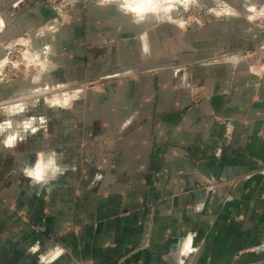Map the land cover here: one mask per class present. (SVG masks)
Here are the masks:
<instances>
[{
    "label": "crops",
    "instance_id": "0c3cea01",
    "mask_svg": "<svg viewBox=\"0 0 264 264\" xmlns=\"http://www.w3.org/2000/svg\"><path fill=\"white\" fill-rule=\"evenodd\" d=\"M211 2L222 15L179 27L177 10L137 25L96 0H0V64L16 43L27 55L24 73L0 82V106L29 103L0 120L48 119L15 148L0 143V264H39L57 246L54 264H264V50L254 68L214 58L264 34L250 20L264 0ZM78 84L69 109L43 101ZM36 88L47 91L32 108ZM51 149L76 171L34 187L22 169ZM221 177L244 179L204 186ZM189 234L197 250L185 257Z\"/></svg>",
    "mask_w": 264,
    "mask_h": 264
},
{
    "label": "clouds",
    "instance_id": "9594fccd",
    "mask_svg": "<svg viewBox=\"0 0 264 264\" xmlns=\"http://www.w3.org/2000/svg\"><path fill=\"white\" fill-rule=\"evenodd\" d=\"M97 6L112 5L116 10L126 16H129L134 24L140 25L148 22L150 18H155L157 22H173L171 13L175 11L177 4H182L185 11H187L190 2L194 0H96ZM217 17L223 14V11L210 9ZM228 11V10H224ZM255 13V7L250 9ZM257 15H264V8ZM251 19V17H250ZM183 27V24L178 25ZM3 27V21H0V28ZM52 54L51 47L45 45L43 55V63H47L48 55ZM34 59L39 62V53L32 55ZM27 58V55H26ZM40 76L33 77V81H38ZM63 87V85H57ZM47 88H36L32 94L37 98L31 102V107L35 108L39 105V96L46 92ZM73 97L67 93L64 94L63 99H56L53 102L49 101V107H62L69 109L72 107ZM29 110V103L25 99L19 100L17 103L10 106H0V115L5 117L16 116ZM48 119L45 116H30L22 120L13 121L10 118L0 120V136L3 137L0 143L8 149H13L18 143L24 142L29 135H35L37 132L47 130ZM62 158V153H58L55 149L47 152H37L36 160L32 163L26 164L22 169L23 175L30 179L32 186L39 185L41 189L50 185L52 181L57 180L69 170L76 171L75 165L69 167L65 164H60L58 161ZM50 190V189H49ZM193 236L189 234L183 242L180 250L182 256H188L197 249L192 248ZM39 241L33 245L29 251L36 253L39 251ZM63 254V249L59 246L49 249L46 253L39 256V264H54V261L59 259ZM179 264H184L181 260Z\"/></svg>",
    "mask_w": 264,
    "mask_h": 264
},
{
    "label": "rangeland",
    "instance_id": "374dc122",
    "mask_svg": "<svg viewBox=\"0 0 264 264\" xmlns=\"http://www.w3.org/2000/svg\"><path fill=\"white\" fill-rule=\"evenodd\" d=\"M205 1V2H204ZM212 0H194V2L189 3L187 11L184 10L182 4H177L176 9L177 15L173 18V21L177 24H183V27L191 26L193 24H200L206 20L203 18L205 13H208L212 7H209ZM252 14V13H250ZM254 14V13H253ZM251 22L257 27H264V16L255 15L251 17ZM50 27L55 26V22L51 21L48 23ZM23 45L16 43L14 46H11L7 55L2 59L0 64V82L9 81L17 76H21L27 68L26 57L23 54L22 50ZM264 50V34L254 33L253 40L249 45H244L234 48H224L220 54H218L216 59L226 60V59H235L238 58L250 67H256L262 62V52ZM84 87L81 84L78 86L70 87H52L50 93L47 91L45 96H43V101L48 103L49 101L54 103L56 99H63L65 93L78 97L79 91ZM199 90V93L197 91ZM53 91H56L55 93ZM191 96L194 102L200 103L207 99V93L204 91L203 87L197 84L191 86ZM44 104V103H43ZM18 120V119H17ZM264 171V168L262 169ZM243 177H232L226 178L221 177L217 179H209L205 182V187L207 189H213L217 187H236ZM39 230H44L42 227H37Z\"/></svg>",
    "mask_w": 264,
    "mask_h": 264
},
{
    "label": "built area",
    "instance_id": "2783aa9c",
    "mask_svg": "<svg viewBox=\"0 0 264 264\" xmlns=\"http://www.w3.org/2000/svg\"><path fill=\"white\" fill-rule=\"evenodd\" d=\"M197 93H199V90L197 91Z\"/></svg>",
    "mask_w": 264,
    "mask_h": 264
}]
</instances>
